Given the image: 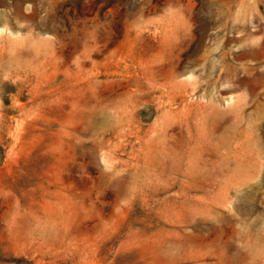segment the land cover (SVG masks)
<instances>
[{
    "label": "rangeland",
    "instance_id": "rangeland-1",
    "mask_svg": "<svg viewBox=\"0 0 264 264\" xmlns=\"http://www.w3.org/2000/svg\"><path fill=\"white\" fill-rule=\"evenodd\" d=\"M0 264H264V0H0Z\"/></svg>",
    "mask_w": 264,
    "mask_h": 264
},
{
    "label": "bare ground",
    "instance_id": "bare-ground-1",
    "mask_svg": "<svg viewBox=\"0 0 264 264\" xmlns=\"http://www.w3.org/2000/svg\"><path fill=\"white\" fill-rule=\"evenodd\" d=\"M238 47V46H237ZM242 47V46H241ZM235 49V48H234ZM253 50V49H252ZM232 51H233V49H232ZM251 54V53H250ZM252 55H253V53H252ZM259 55V54H258ZM257 56V55H256ZM241 71V70H240ZM243 82V81H242ZM221 88V87H220ZM224 92V91H223Z\"/></svg>",
    "mask_w": 264,
    "mask_h": 264
}]
</instances>
